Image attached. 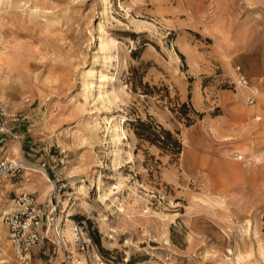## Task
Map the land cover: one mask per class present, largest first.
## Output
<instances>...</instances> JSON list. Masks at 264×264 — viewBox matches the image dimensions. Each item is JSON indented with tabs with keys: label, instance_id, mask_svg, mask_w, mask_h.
I'll return each instance as SVG.
<instances>
[{
	"label": "rangeland",
	"instance_id": "374dc122",
	"mask_svg": "<svg viewBox=\"0 0 264 264\" xmlns=\"http://www.w3.org/2000/svg\"><path fill=\"white\" fill-rule=\"evenodd\" d=\"M102 74L105 102L92 86ZM241 75L245 101L258 89L261 121L239 114ZM3 81L1 155L24 138L39 160L5 157L37 169L47 162L52 183L56 168L65 219L79 233L67 243L73 262L72 251L89 264H124L128 254V264H224L244 224L240 248L252 253L243 264H264L253 236L256 226L264 243V0H0ZM117 121L122 142L108 133ZM33 174L15 181L39 182ZM10 179L0 186V251L21 264L4 223L16 196L4 190ZM75 179L85 183L79 192ZM33 192L23 193L38 199ZM49 232L50 254L36 248L31 264H62Z\"/></svg>",
	"mask_w": 264,
	"mask_h": 264
},
{
	"label": "built area",
	"instance_id": "2783aa9c",
	"mask_svg": "<svg viewBox=\"0 0 264 264\" xmlns=\"http://www.w3.org/2000/svg\"><path fill=\"white\" fill-rule=\"evenodd\" d=\"M238 84L240 87H250L249 80L244 75L239 77ZM257 95L258 89L252 90V96L247 98V102L250 105H254ZM0 116L5 117L6 113L2 110ZM14 121L19 122L20 119H14ZM259 121H261V118ZM3 130L5 131V129ZM236 159L242 161L244 158L242 155H239L236 156ZM48 169L47 162H43L39 165L38 170L50 178ZM25 170L27 168L23 162L2 160L0 162V186L4 184L7 178H16ZM51 171L53 173L52 179L54 185L50 192L49 200L41 203L35 197V194L21 193L9 200L7 204L8 209L4 213V223L9 232L10 243L21 264H31L36 248H39V252L43 256L50 254V251L45 247V242L51 241L48 236L51 228L65 252L62 264H74L67 249V243L62 237V227L58 221L64 209V206L61 205L65 185L57 174L56 168H52ZM75 232H77L76 235L78 236V230H75ZM78 241H80V251L86 252L88 243L84 240L82 241L80 238H78ZM228 252L232 254V249ZM124 264H128V261H124Z\"/></svg>",
	"mask_w": 264,
	"mask_h": 264
},
{
	"label": "bare ground",
	"instance_id": "6f19581e",
	"mask_svg": "<svg viewBox=\"0 0 264 264\" xmlns=\"http://www.w3.org/2000/svg\"><path fill=\"white\" fill-rule=\"evenodd\" d=\"M23 45V44H22ZM24 48V47H23ZM21 52V51H20ZM20 56V55H19ZM17 61V59H16ZM2 63H4V65L6 66L7 70L9 73H12L13 72V62L12 60L10 59V56H7L6 59H2L1 60ZM19 69V68H18ZM91 74H89L90 76ZM105 84H106V76L104 74H102L100 76V81H99V85L97 87H95L94 85L93 86V89L94 88H98V92H99V99L102 101V102H105L106 98H105V92H104V87H105ZM88 83H85V88L87 89L88 88ZM8 83L5 81L3 82H0V92H1V95L4 96L7 91H8ZM248 91H250V88L248 87H245L243 89H241L240 92H238V94H234L233 96L235 97V99L237 101H240L241 103V99L244 101V104L246 105L245 107L242 105V107L240 106L241 108V112L242 114H246L247 117H250V116H253L255 115L258 111H259V107L258 105H248L246 104L247 103V100L245 101V96L246 94L248 93ZM97 94V93H96ZM94 95V91H93V94H91V96L88 94L87 95V98H92ZM237 103V102H236ZM241 105V104H239ZM255 121H259V117H255L254 118ZM47 120V119H46ZM48 122V121H47ZM46 122V123H47ZM44 124H41L39 128L43 127ZM45 127L46 126H49L50 125H44ZM259 127V126H258ZM261 127H259L258 129H260ZM108 133L111 134L112 138L114 141L116 142H122L123 140V137L126 135V132L125 130L123 129L121 123H119V121H117L113 128H112V131L111 130H108ZM11 151L14 152V153H17V148L16 147H12L11 148ZM238 156V155H237ZM14 161V160H13ZM26 168L28 172H34V173H38L40 175H38L40 177V179H46L48 180L47 182H50V184H52V188H50V186L48 185V192H51L52 189H53V183L52 181L50 180V178L46 175V174H42V172L40 170H38L37 168H33V167H30V166H27L26 165ZM71 188L72 189H75L77 190V192L81 191L85 185L84 183V180L81 181L79 179H75L73 181H71ZM94 184V182H93ZM99 187H100V184H99ZM51 189V190H50ZM50 196V194H49ZM48 196V197H49ZM215 204H218L216 203V201H214ZM67 205V204H66ZM69 205V204H68ZM4 209V212L7 211L8 209V206H7V209H6V205L5 207L3 208ZM1 210V209H0ZM68 210V207H65L64 210L62 211L63 215H61L62 217L59 218V222H60V226L62 227V237L64 238V241L66 243H71L72 246H76V234H75V227L73 225V222L70 221L69 218H66L65 219V216H64V213ZM75 209L74 207L71 208L70 212H73ZM121 212L122 213H126V208L122 207L121 209ZM3 212V213H4ZM149 212L147 213H144V216L146 218H148V214ZM249 230L245 227V225L243 224V226L240 228L239 230V233H238V238L239 240L237 239L236 240V251H235V254H234V257L233 258H230V257H225V259L223 260V263L224 264H243L245 260H247V258H249L251 256V250L250 249H246V251L242 250L240 248V240L243 241L247 238V236H249ZM253 232V230H252ZM50 233V232H48ZM259 234H260V231L258 230V228L255 226L254 227V232H253V236L256 238V241H257V250L260 254V256L264 259V243L263 241L259 238ZM114 237L111 235V239H113ZM70 246V245H69ZM72 248V247H71ZM5 250V249H4ZM73 253V259H74V262L77 263V264H89L88 263V260L86 257H82L80 259V255L76 252V251H72ZM0 254L2 256V259H1V264H6L8 261L7 259L5 258V253L3 250L0 251ZM128 254V253H127ZM232 255H233V250H232ZM127 261L129 262L131 260V254H128L127 256Z\"/></svg>",
	"mask_w": 264,
	"mask_h": 264
},
{
	"label": "crops",
	"instance_id": "0c3cea01",
	"mask_svg": "<svg viewBox=\"0 0 264 264\" xmlns=\"http://www.w3.org/2000/svg\"><path fill=\"white\" fill-rule=\"evenodd\" d=\"M239 114H240V116L242 115V112H240L239 111ZM244 114V113H243ZM243 116V115H242ZM259 117L258 115H254L253 116V118H252V121L254 120L255 121V117ZM259 119H260V117H259ZM253 121V122H254ZM250 127V126H249ZM249 129H251V128H249ZM262 135H264V132H263V134ZM22 137H25L24 136V134H22ZM21 137V138H22ZM227 142L228 141H231V142H234V141H232V140H230V139H228V140H226ZM12 147H16L17 148V153H14V152H12L11 151V148ZM11 148H10V150H9V152H4L3 153V155H1L2 154V152L4 151V149H1V147H0V161L2 160V159H4V157L5 156H7V155H10L9 157H11V156H14V154H18V152H20L21 153V157L23 158V159H25L26 161L28 160H30V161H38L39 160V158L37 157V152H38V147L39 146H37V145H35V144H31L30 143V141L28 140H24V138L17 144V145H13ZM5 148V147H4ZM241 151H240V155L241 154H243V152H246L245 151V149H240ZM5 159H7V160H10L8 157H5ZM11 161V160H10ZM29 175H31V174H29ZM33 175H35V174H33ZM36 177H37V179H38V181L40 182H36V183H32V184H30V185H25V184H23V181H15V180H17V178H15V179H10V181H9V183H7L6 184V186H4V190L5 191H8V192H10V195L12 196L13 194L14 195H18L19 193H23V192H25V191H31V189L32 190H34V192L33 193H39L40 194V196H39V198H38V201L39 202H43L44 201V199H43V196H42V193L39 191L40 189H42L41 188V186H39V184H43V185H45L46 186V183H48L47 181L48 180H46V179H40V177L38 176V175H35ZM23 176H20L19 177V179H21ZM7 182V181H6ZM5 182V183H6ZM1 193H2V190L0 189V197H1ZM45 195L46 196H49V192H48V190H47V186H46V193H45ZM0 204H3V202L0 200ZM6 209H7V204H6ZM36 251V253L38 252V250L36 249L35 250ZM59 260H60V258H58L55 262H56V264H59ZM36 263H39V259L38 258H36Z\"/></svg>",
	"mask_w": 264,
	"mask_h": 264
},
{
	"label": "trees",
	"instance_id": "16d2710c",
	"mask_svg": "<svg viewBox=\"0 0 264 264\" xmlns=\"http://www.w3.org/2000/svg\"><path fill=\"white\" fill-rule=\"evenodd\" d=\"M142 126H144L145 128H150V125L149 124H145V123H141ZM167 139L169 140H172V134L170 132H164Z\"/></svg>",
	"mask_w": 264,
	"mask_h": 264
}]
</instances>
